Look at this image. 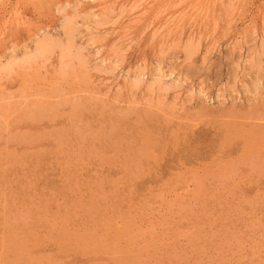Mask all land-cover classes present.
I'll return each mask as SVG.
<instances>
[{
    "label": "rangeland",
    "instance_id": "374dc122",
    "mask_svg": "<svg viewBox=\"0 0 264 264\" xmlns=\"http://www.w3.org/2000/svg\"><path fill=\"white\" fill-rule=\"evenodd\" d=\"M0 264H264V0H0Z\"/></svg>",
    "mask_w": 264,
    "mask_h": 264
},
{
    "label": "bare ground",
    "instance_id": "6f19581e",
    "mask_svg": "<svg viewBox=\"0 0 264 264\" xmlns=\"http://www.w3.org/2000/svg\"><path fill=\"white\" fill-rule=\"evenodd\" d=\"M260 132V131H259ZM259 137V136H258ZM78 243V242H77ZM78 246V245H77Z\"/></svg>",
    "mask_w": 264,
    "mask_h": 264
}]
</instances>
